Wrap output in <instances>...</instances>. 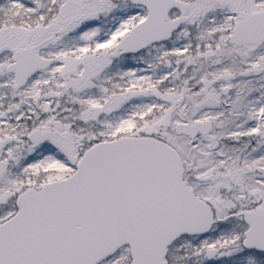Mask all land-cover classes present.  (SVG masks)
<instances>
[{"label":"snow or ice","instance_id":"6c2138e0","mask_svg":"<svg viewBox=\"0 0 264 264\" xmlns=\"http://www.w3.org/2000/svg\"><path fill=\"white\" fill-rule=\"evenodd\" d=\"M0 264H264V0H0Z\"/></svg>","mask_w":264,"mask_h":264}]
</instances>
